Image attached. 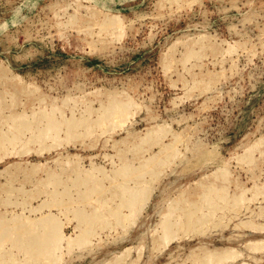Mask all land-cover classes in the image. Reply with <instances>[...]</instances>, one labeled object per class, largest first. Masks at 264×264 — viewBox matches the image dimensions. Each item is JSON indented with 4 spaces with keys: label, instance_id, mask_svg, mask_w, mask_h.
Instances as JSON below:
<instances>
[{
    "label": "rangeland",
    "instance_id": "rangeland-1",
    "mask_svg": "<svg viewBox=\"0 0 264 264\" xmlns=\"http://www.w3.org/2000/svg\"><path fill=\"white\" fill-rule=\"evenodd\" d=\"M109 17L120 21V34L101 30ZM192 42L203 54L185 61ZM211 74L217 78L209 87L194 86V80ZM18 81L38 89L47 105L81 97L98 107L102 94L122 91L135 107L122 125L102 136L5 157L0 174L19 160L55 169L68 153H79L85 167L92 166V157L109 170L111 161L119 164L121 146L151 130L167 129L165 143L176 134L186 137L128 230L106 228L100 242L66 250L59 264H105L127 248L128 264H264V0H0V101L9 99L7 88L15 90ZM17 96L24 102L29 97ZM38 101L27 103L28 110L39 107ZM250 148L254 158L245 161ZM129 159L139 164L132 151ZM224 169L229 192H245L239 211L217 209L219 218L199 229L180 228L157 243L176 198ZM5 179L0 177V187L8 186ZM75 223L64 226L67 236H76ZM223 248L233 249L237 258H199L203 251Z\"/></svg>",
    "mask_w": 264,
    "mask_h": 264
},
{
    "label": "bare ground",
    "instance_id": "bare-ground-1",
    "mask_svg": "<svg viewBox=\"0 0 264 264\" xmlns=\"http://www.w3.org/2000/svg\"><path fill=\"white\" fill-rule=\"evenodd\" d=\"M78 20L75 14L72 21L76 23ZM101 30L116 36L121 33V23L115 17L106 18L102 20ZM200 42L201 49H205V40ZM192 44L185 52V61L203 54V49L196 50L197 42ZM216 78L212 74L201 79L195 77L193 83L195 87L207 88ZM7 90L9 99L0 101V160L13 154L24 156L32 151L40 153L54 147L66 148V143H83L95 133L101 135L122 125L135 107L133 100H128L130 98L122 91L102 94L105 96H102L100 106L96 107L93 104L95 101L87 99L84 102V98L80 97L71 102L69 96L60 103L47 105L48 100L37 94L38 89L19 81L15 90ZM19 92L29 95L27 102L17 96ZM97 95L100 97V94ZM36 99H39L40 106H31L28 110L27 103ZM77 103H83L85 110L77 109ZM19 105L23 110H17ZM167 134V129L156 128L146 137H139L132 145L121 146L119 154L116 153L119 164L111 161L109 170L97 165L92 157V166L85 167L79 153L63 155L57 160L58 167L55 169L45 168L47 163L45 166L40 163L30 165L25 163L26 160H19L6 168L0 174L8 184L6 188L0 187V264H59L66 250L80 244L89 245L95 240L100 242L102 233L99 232L106 228L111 231L114 227L128 230V225L146 203L152 184L160 179L163 169L178 156V146L186 140V137L176 134L170 143H165ZM31 144L37 147H31ZM154 146L159 147L157 152L149 156L143 154ZM130 151L135 159L140 160L139 164L133 165L135 160L131 163ZM106 156L110 159L114 157ZM253 158V149L250 148L243 160ZM40 171H46L45 176L35 178ZM228 183V173L224 169L213 179L201 182L197 190L179 195L162 222L157 243L172 238L180 228L199 229L210 219L219 218L217 209L238 212L246 200L245 192L239 190L231 194ZM29 184L31 187H28ZM41 197L43 199L38 200ZM175 213H180L179 217ZM73 220L76 222V236H67L64 226ZM232 250H206L199 258L209 262H214L215 258L223 260L221 262L228 257L236 259L238 253L235 252V255ZM105 264H128V248Z\"/></svg>",
    "mask_w": 264,
    "mask_h": 264
}]
</instances>
